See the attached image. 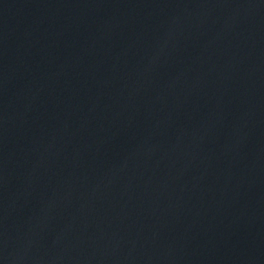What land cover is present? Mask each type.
Segmentation results:
<instances>
[{
  "label": "water",
  "instance_id": "water-1",
  "mask_svg": "<svg viewBox=\"0 0 264 264\" xmlns=\"http://www.w3.org/2000/svg\"><path fill=\"white\" fill-rule=\"evenodd\" d=\"M0 264H264V0H0Z\"/></svg>",
  "mask_w": 264,
  "mask_h": 264
}]
</instances>
